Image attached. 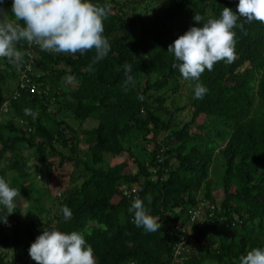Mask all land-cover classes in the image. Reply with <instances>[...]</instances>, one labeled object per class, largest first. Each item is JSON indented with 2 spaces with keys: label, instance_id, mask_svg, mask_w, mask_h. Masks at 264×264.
<instances>
[{
  "label": "trees",
  "instance_id": "trees-1",
  "mask_svg": "<svg viewBox=\"0 0 264 264\" xmlns=\"http://www.w3.org/2000/svg\"><path fill=\"white\" fill-rule=\"evenodd\" d=\"M91 2L110 6L103 35L111 47L104 59L92 63L95 49L56 54L22 41L17 44L24 55L15 86L16 66L5 59L0 68V177L20 190L29 205L22 218L17 206L12 213L0 206V219L7 216V224L0 220V264L22 263L42 234L41 226L81 232L96 264H239L251 249L264 248V23L238 19L246 34L234 29L236 59L205 70L200 83L207 94L197 99L193 90L190 121L173 129L172 114L162 117L165 104L178 92L181 79L193 89L196 82L172 67L179 62L168 46L197 26L196 13L205 21L219 18L223 7L236 11L239 0ZM3 7L10 12L12 0ZM139 7L142 14L134 12ZM126 64L132 69L127 91L122 87ZM9 69L14 75L10 82ZM26 108L36 115H25ZM200 115L214 124L193 133ZM143 143L153 146L147 158L132 149ZM123 153L132 158L135 172L128 160H105ZM54 155L59 165L73 166L70 180L53 197L45 190L47 200L37 198L35 179L50 181ZM218 166L222 172L217 174ZM218 186L223 192L220 210L211 207L212 222L193 225V248L177 253L178 234L171 226L180 220L185 224L200 189L213 204ZM137 196L159 218V231L134 225L128 209ZM64 206L71 219L64 218Z\"/></svg>",
  "mask_w": 264,
  "mask_h": 264
},
{
  "label": "clouds",
  "instance_id": "clouds-1",
  "mask_svg": "<svg viewBox=\"0 0 264 264\" xmlns=\"http://www.w3.org/2000/svg\"><path fill=\"white\" fill-rule=\"evenodd\" d=\"M4 3L5 0H0V58H6L10 64L18 65L22 61L24 54L17 48L22 41L56 54H84L95 49L93 64L104 59L110 51L109 40L103 35L104 20L110 12L108 5L94 4L91 0H12L9 12L3 7ZM236 8L233 11L223 7L219 18L206 21L196 13L194 21L197 26L190 27L168 46L167 52L174 54L175 61L179 62L173 63L172 67L178 68L184 79L196 82L193 90L197 99H203L208 92L207 87L200 83L205 70L211 72L216 63L224 61L230 64L236 59L234 29L239 28L246 34L244 23L238 24V19L243 18L246 23H264V0H239ZM201 22L202 26H198ZM124 71L126 79L122 87L127 91L132 81V76L127 75L132 71L131 66L124 65ZM24 112L25 115H36L28 108ZM18 198L19 201H26L21 197L20 190L10 187L0 177V206L12 213ZM146 199L151 202L150 196ZM222 199H217L215 195L213 204H209L204 197L196 198V205L190 212L199 208L209 214L211 210H207L206 205L219 211ZM128 211L133 214L136 227L150 233L160 230L159 218L149 214L140 197L132 201ZM62 212L66 220L71 219L72 212L67 206L62 207ZM211 214L213 218L214 212L211 211ZM0 220L7 224V216ZM218 220L223 221L222 218ZM29 255L36 264H96L91 245L77 231L44 230L30 245ZM239 264H264V248L251 249L240 257Z\"/></svg>",
  "mask_w": 264,
  "mask_h": 264
},
{
  "label": "rangeland",
  "instance_id": "rangeland-1",
  "mask_svg": "<svg viewBox=\"0 0 264 264\" xmlns=\"http://www.w3.org/2000/svg\"><path fill=\"white\" fill-rule=\"evenodd\" d=\"M118 1L121 2V0H118ZM134 12L136 14H142L141 7L135 9ZM5 59L6 58H0V68H5ZM12 65L16 66V69H17L16 73L14 74L15 75V82L11 83L14 85L16 83V80L19 78V77L17 78V74H19L18 69L20 67V63L18 65L17 64H12ZM10 75H12L11 69H9L7 74H6V80H9V82L11 80ZM14 75H12V76L14 77ZM143 80L144 79H141V81H143ZM73 85L74 84L71 83V86H73ZM14 86L11 85L10 88H12ZM3 90H4L5 95H9V93L11 91L8 89V87H4ZM192 97H193V88H192L191 84L186 82L185 80L181 79L178 92L175 93L174 95H172V97H170L167 100V102L165 104V108H164L165 112L162 114V117L166 118V119L169 117L170 114H172L173 120H172L171 127L173 126V129L179 128L182 123L190 121L191 111H192V108H191ZM48 110L52 111V112L56 111L54 108H52V106H49ZM6 117H7V115H3L2 119H5ZM213 122L214 121L209 123L204 118V115H200L195 120L191 131L193 133L199 134V133H201L200 126H209L210 127L212 124H214ZM165 134L166 133L160 134L158 139H162L165 136ZM167 144H168V147L170 148L171 146H173V144H175V142L173 141L172 143H167ZM126 146H127V144H126ZM81 147H82L80 150L81 151V157L84 158V153H85L84 146H81ZM132 147H134V148H132L134 153L140 154L141 158H145V157L147 158L149 156V152L152 151V149H153L152 144H148V143H143L142 147L141 146H135L133 144ZM50 160L53 162L52 172L48 176V178L51 177L50 181L47 182V180H45L44 178L35 179V185H37V189L40 188L38 191V194H37V198L40 197V199H44V200H47V198H48V195L45 194V190L47 191L46 193H48L49 195H51L53 197L58 190L63 189L64 185H66V184L68 185V181L70 180L69 173L73 169V166H71L69 164H66L63 166L59 165L58 158L56 155L52 156ZM105 160L108 164H114V163L121 162L123 160H128V165L131 168L130 169L131 172L133 173L136 171V167L132 161V158L127 153H123L122 155L117 156V157L107 156V159H105ZM171 163L175 164L176 161L173 159L171 161ZM214 172H216L217 174L219 172H222V167L218 166V172H217V170H215ZM60 173H62L63 176L60 178H57L56 175L60 174ZM47 175H48V173H47ZM215 176L216 175L213 174L211 176V178L213 179V181L216 180L217 182H219V179H217ZM213 193L216 195L217 199H219V200L222 199L223 192H222V188L220 186H218L217 189H213ZM21 197L24 200H26L24 195H22ZM201 197H203V194H202V190L200 189L196 194V198L200 199ZM50 199L52 200V198H50ZM44 200H43V203H44ZM17 207L21 210L20 211V213H21L20 218H22L23 215L25 214V212L28 211L29 205H28L27 201H19L18 200L17 201ZM205 207L207 210L210 209L209 205H206ZM48 214H49V217H51L53 215V212H49ZM34 215H36V213H34ZM44 218H46V217H44ZM44 218H41V220L44 221ZM40 229L42 230V231L41 230L40 231L43 232L46 228L41 226ZM199 247L201 248L202 246L198 245L197 249ZM8 251H10V250H7V252ZM206 264H215V263L208 262Z\"/></svg>",
  "mask_w": 264,
  "mask_h": 264
},
{
  "label": "built area",
  "instance_id": "built-area-1",
  "mask_svg": "<svg viewBox=\"0 0 264 264\" xmlns=\"http://www.w3.org/2000/svg\"><path fill=\"white\" fill-rule=\"evenodd\" d=\"M35 88L34 85H31V91ZM3 110H6V103L3 104ZM126 194V192H124ZM212 222V214H205L199 208L193 209L189 214L188 223L185 225L180 220L177 223L173 224L172 227L174 231L178 234V240L176 243L177 253L180 248L185 249L186 253L189 252L191 248H193L195 243L194 234L197 231V228H193V225L198 223V227L204 223ZM31 261L29 252L27 255L23 257L22 263L18 264H29Z\"/></svg>",
  "mask_w": 264,
  "mask_h": 264
}]
</instances>
